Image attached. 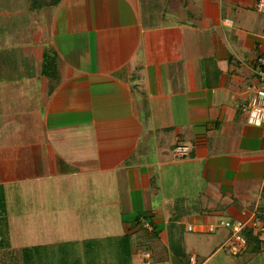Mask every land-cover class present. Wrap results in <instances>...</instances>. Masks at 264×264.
<instances>
[{
	"label": "crops",
	"instance_id": "1",
	"mask_svg": "<svg viewBox=\"0 0 264 264\" xmlns=\"http://www.w3.org/2000/svg\"><path fill=\"white\" fill-rule=\"evenodd\" d=\"M256 3L29 0L22 51H0V264H240L222 220L251 221L240 256L264 252ZM16 10L0 0V40ZM49 230L75 232L72 257L41 255Z\"/></svg>",
	"mask_w": 264,
	"mask_h": 264
},
{
	"label": "rangeland",
	"instance_id": "2",
	"mask_svg": "<svg viewBox=\"0 0 264 264\" xmlns=\"http://www.w3.org/2000/svg\"><path fill=\"white\" fill-rule=\"evenodd\" d=\"M10 2V3H9ZM1 3L6 6V5H11V0H1ZM29 4V0H15V5L16 9L18 10V7L24 8V12L22 15H20L18 12L15 17V24L12 21H9L8 28L12 32L11 34H7L6 30L1 31L4 35H1L3 38L0 40V42H4L5 46L0 47V51H14V48L12 47V41L14 38V43H15V51H22L23 47L21 46L23 42V39L26 38L27 36V31L25 29L24 24H28L29 21H25L26 19L28 20L29 14H28V9L26 8L27 5ZM7 8V7H6ZM11 8V6H10ZM146 8V7H145ZM16 10V11H17ZM149 7L147 6L146 11L148 12ZM183 12L184 9H181ZM12 28L13 31H12ZM24 37V38H23ZM17 40V41H16ZM26 41V40H25ZM20 47L21 49L17 48ZM24 66V72L28 71L31 72V65L24 60L23 62ZM32 73V72H31ZM55 183H50L48 186L49 187H55ZM64 184H61V187ZM51 188H49L48 192L50 193ZM57 200H54L53 198L48 200V204L51 205L50 211L52 209H58L60 206H54L59 205ZM66 200H63L62 203H65ZM66 204V203H65ZM71 204V203H70ZM49 205V206H50ZM59 212V211H58ZM58 212H56V216L58 215ZM72 215H74L72 213ZM75 216H72L74 218ZM52 228L56 229V226H51ZM20 229V228H16ZM15 230V229H14ZM8 232V231H7ZM18 232V230H17ZM22 233V231H19ZM23 234V233H22ZM21 234V235H22ZM46 235V236H45ZM6 236V235H5ZM14 236H11L10 239L6 236V240L8 241V244L11 240V242H15L16 244H20V239H13ZM47 240L45 247L43 246L42 248L38 249L41 251V255H46L49 259L51 258H61V257H72L75 253V232L73 231H62V230H54V231H48L44 234H42V239ZM89 241V240H88ZM34 242V241H30ZM86 242V240H85ZM94 242V241H93ZM91 243V242H90ZM223 251L225 252L226 249L223 248ZM229 253V252H228ZM235 259L239 261L240 264H264V252L259 253V254H254V253H245L240 256L239 253L234 254Z\"/></svg>",
	"mask_w": 264,
	"mask_h": 264
},
{
	"label": "built area",
	"instance_id": "3",
	"mask_svg": "<svg viewBox=\"0 0 264 264\" xmlns=\"http://www.w3.org/2000/svg\"><path fill=\"white\" fill-rule=\"evenodd\" d=\"M256 9L258 12L264 14V0H257ZM259 69L258 76L261 83H264V54L259 57ZM255 95L253 100L249 103L243 104L242 109L247 111L248 123L256 126L264 124V84L262 86H256L253 88ZM190 147L188 145H178L175 148V154L178 157H185L189 154ZM253 225H257V220L252 217ZM251 221H235L222 220L220 225L230 230V236L227 239L226 247L233 253L244 252L248 248V239L245 236V231L249 230ZM149 226V224H146ZM190 230L193 228L190 227ZM216 226H210V230L214 231ZM144 260L142 264H152L151 254L149 252L144 253Z\"/></svg>",
	"mask_w": 264,
	"mask_h": 264
},
{
	"label": "trees",
	"instance_id": "4",
	"mask_svg": "<svg viewBox=\"0 0 264 264\" xmlns=\"http://www.w3.org/2000/svg\"><path fill=\"white\" fill-rule=\"evenodd\" d=\"M31 1H32L31 9H36V8H42L46 4H48V5L58 4L60 0H31ZM6 213H7L6 196H5V192L3 190V187L0 186V219L1 220H4L5 219ZM258 215L264 221V214L258 213ZM246 235H247V238H248V248H249L250 243L252 242L253 237H252V234L251 233H247ZM34 250H37V249L34 248V247L33 248L25 249V254L28 253V251L30 253H32ZM254 251L256 253L259 252V248H256Z\"/></svg>",
	"mask_w": 264,
	"mask_h": 264
}]
</instances>
